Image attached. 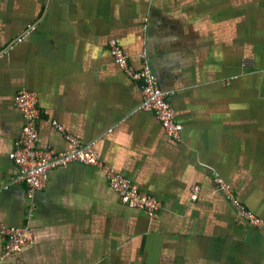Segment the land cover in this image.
<instances>
[{
  "label": "crops",
  "instance_id": "obj_1",
  "mask_svg": "<svg viewBox=\"0 0 264 264\" xmlns=\"http://www.w3.org/2000/svg\"><path fill=\"white\" fill-rule=\"evenodd\" d=\"M110 41L136 70L144 57L179 140L139 110ZM20 89L37 95L36 148L67 151L72 135L94 143L102 169H53L31 198L10 184ZM108 169L159 198L158 216L125 206ZM0 223L33 235L0 264H264V0H0Z\"/></svg>",
  "mask_w": 264,
  "mask_h": 264
},
{
  "label": "built area",
  "instance_id": "obj_2",
  "mask_svg": "<svg viewBox=\"0 0 264 264\" xmlns=\"http://www.w3.org/2000/svg\"><path fill=\"white\" fill-rule=\"evenodd\" d=\"M20 38L16 42H20ZM108 54L113 63L131 81L140 85L141 104L139 110L152 113L163 127L166 135L179 140L182 124L177 120L175 110L166 98V92L161 90L155 75L143 57V66L136 70L128 63L124 51L116 42L108 44ZM36 94L27 89L18 90L13 97V103L19 113L22 124L19 134L14 140L7 159L14 165L15 174L10 184H23L27 188L28 198L36 191L44 188L49 171L67 166L70 163H80L102 169L94 143L83 144L72 135L64 134L69 149L64 152L53 153L50 150L36 148L37 130L36 121L39 116ZM53 126L62 132L61 127ZM107 185L114 191L120 201L131 209H138L146 213L149 218H156L161 209L159 198L153 197L138 190L129 179L108 169L104 171ZM217 190L223 193L236 211L238 217L247 225L260 227L259 217L247 210L232 194L228 184L220 177H214ZM199 193V187H194L193 198ZM0 236L3 238V252L0 262L11 255L20 253L24 248L33 244V235L27 228L10 227L0 223Z\"/></svg>",
  "mask_w": 264,
  "mask_h": 264
}]
</instances>
